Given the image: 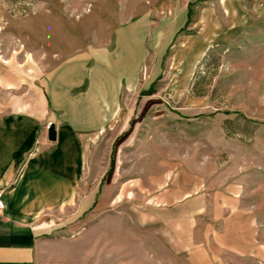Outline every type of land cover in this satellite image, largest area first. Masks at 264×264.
I'll return each instance as SVG.
<instances>
[{
	"label": "rangeland",
	"instance_id": "obj_1",
	"mask_svg": "<svg viewBox=\"0 0 264 264\" xmlns=\"http://www.w3.org/2000/svg\"><path fill=\"white\" fill-rule=\"evenodd\" d=\"M103 56L125 114L91 144L80 213L47 222L80 239L81 264H189L137 223L187 197L207 208L196 236L214 264H264V0H0V114Z\"/></svg>",
	"mask_w": 264,
	"mask_h": 264
},
{
	"label": "crops",
	"instance_id": "obj_2",
	"mask_svg": "<svg viewBox=\"0 0 264 264\" xmlns=\"http://www.w3.org/2000/svg\"><path fill=\"white\" fill-rule=\"evenodd\" d=\"M187 6L181 8L183 13ZM171 16L167 18L172 22ZM169 28L155 38L156 45ZM106 57L63 63L46 81L41 100L0 114V190L5 203L0 212V264H81L79 252L72 250L80 239L64 238L62 225L47 220L65 212L80 213L91 195L84 185L91 144L121 125L125 114L127 85L112 84ZM50 124L57 132L55 142L48 140ZM125 188L119 193H126ZM141 208L147 211L137 213V223L158 226L173 254L185 256L189 264H214L196 236L198 219L207 208L187 197L167 206Z\"/></svg>",
	"mask_w": 264,
	"mask_h": 264
},
{
	"label": "water",
	"instance_id": "obj_3",
	"mask_svg": "<svg viewBox=\"0 0 264 264\" xmlns=\"http://www.w3.org/2000/svg\"><path fill=\"white\" fill-rule=\"evenodd\" d=\"M48 140L50 142H55L57 140V132L55 129V125L50 124L48 128Z\"/></svg>",
	"mask_w": 264,
	"mask_h": 264
},
{
	"label": "built area",
	"instance_id": "obj_4",
	"mask_svg": "<svg viewBox=\"0 0 264 264\" xmlns=\"http://www.w3.org/2000/svg\"><path fill=\"white\" fill-rule=\"evenodd\" d=\"M3 195H4V192L0 190V212H2L5 209Z\"/></svg>",
	"mask_w": 264,
	"mask_h": 264
}]
</instances>
